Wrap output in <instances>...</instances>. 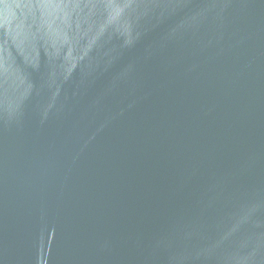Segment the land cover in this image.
<instances>
[{
	"label": "water",
	"instance_id": "water-1",
	"mask_svg": "<svg viewBox=\"0 0 264 264\" xmlns=\"http://www.w3.org/2000/svg\"><path fill=\"white\" fill-rule=\"evenodd\" d=\"M0 264H264V0H0Z\"/></svg>",
	"mask_w": 264,
	"mask_h": 264
}]
</instances>
